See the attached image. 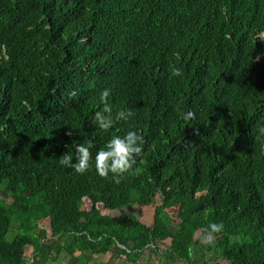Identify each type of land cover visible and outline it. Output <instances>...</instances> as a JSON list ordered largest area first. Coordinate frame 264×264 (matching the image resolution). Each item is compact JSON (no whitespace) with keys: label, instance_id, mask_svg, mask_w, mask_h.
Returning <instances> with one entry per match:
<instances>
[{"label":"trees","instance_id":"trees-1","mask_svg":"<svg viewBox=\"0 0 264 264\" xmlns=\"http://www.w3.org/2000/svg\"><path fill=\"white\" fill-rule=\"evenodd\" d=\"M263 29L264 0H0V264H264ZM105 87L113 115L133 112L108 131L92 122ZM129 129L144 149L119 183L59 162ZM156 194L150 225L97 206Z\"/></svg>","mask_w":264,"mask_h":264},{"label":"clouds","instance_id":"clouds-1","mask_svg":"<svg viewBox=\"0 0 264 264\" xmlns=\"http://www.w3.org/2000/svg\"><path fill=\"white\" fill-rule=\"evenodd\" d=\"M261 31V30H260ZM255 35L256 38L258 33ZM264 37V31H263ZM264 45V39H261ZM175 55L179 56L177 52ZM264 55V52L262 56ZM258 61V59H257ZM182 69L171 66L170 75L179 77ZM111 88L105 87L100 91V105L93 115V123L100 129L108 131L118 121H127L133 112L129 108H122L113 115L112 105L110 103ZM75 95V93H74ZM196 118L195 112L188 110L184 113L182 119L191 123ZM260 132L264 133V126L260 128ZM68 135H72L69 130ZM144 136L137 130L129 129L123 134H112L104 142V145L96 149L93 154L94 144L91 140L86 143H78L73 140L75 147V159L72 153L66 152L60 158V164L68 168L74 169L77 173H84L94 164L95 170L103 177H111V179L119 183L122 176L130 171H136L134 165L137 164V157L142 154L144 149ZM87 199V198H86ZM223 230L222 222H212L206 228L205 242L210 243L214 235Z\"/></svg>","mask_w":264,"mask_h":264},{"label":"rangeland","instance_id":"rangeland-1","mask_svg":"<svg viewBox=\"0 0 264 264\" xmlns=\"http://www.w3.org/2000/svg\"><path fill=\"white\" fill-rule=\"evenodd\" d=\"M263 30H261L257 37H260L261 39H264L263 37ZM97 206L100 208L101 212L103 214H111V215H115V214H118L120 211L121 212H126V211H131V212H139L140 214V221L144 224H147V225H150L151 222H152V219H153V214H154V211L155 209H168L166 206L164 207V205L162 204V201L159 197L158 194H156V196L154 197V200L149 203V204H145V205H141L139 203H135L134 205H131L129 207H125V208H122L121 210L117 209V210H106L103 208V206L101 204H97ZM90 207V202L88 199L84 198L83 200V204H82V208H89ZM169 211V210H168ZM171 216L173 217L174 216V213L171 212ZM34 232L36 234H39V235H43V234H46L48 236H50V225H49V219L48 218H44V219H40L35 228H34ZM199 232L197 231L195 233V238L197 239H200V236H199ZM7 238L10 239L11 238V234L8 233L7 235ZM205 242V241H204ZM203 242V243H204ZM206 243V242H205ZM25 248V255L26 256H30L31 254V246L29 245H26L24 246ZM208 255L205 256V258L207 259ZM62 264H76L77 262V259L75 258V256H72L70 258H67V259H62L60 261ZM94 264H113V263H116V262H120L121 264H132V263H128L127 261H123L121 260L120 258H117V257H113V256H97L96 258L94 257ZM139 264V263H138ZM150 264H160L158 261H156V259H153L152 262ZM221 264H226V262L224 260H221Z\"/></svg>","mask_w":264,"mask_h":264},{"label":"crops","instance_id":"crops-1","mask_svg":"<svg viewBox=\"0 0 264 264\" xmlns=\"http://www.w3.org/2000/svg\"><path fill=\"white\" fill-rule=\"evenodd\" d=\"M78 254V252H75V255H77ZM107 255H109V254H102V256H107ZM97 256H100V255H93L92 257H91V259H90V264H94V263H96V262H94V257L96 258ZM70 257H72V256H70ZM70 257H68V258H70ZM76 258V257H75ZM48 264H55V263H53V262H51V263H48ZM62 264V263H61Z\"/></svg>","mask_w":264,"mask_h":264}]
</instances>
